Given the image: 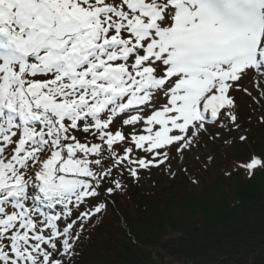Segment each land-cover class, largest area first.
I'll list each match as a JSON object with an SVG mask.
<instances>
[{
	"label": "snow or ice",
	"instance_id": "snow-or-ice-1",
	"mask_svg": "<svg viewBox=\"0 0 264 264\" xmlns=\"http://www.w3.org/2000/svg\"><path fill=\"white\" fill-rule=\"evenodd\" d=\"M255 76L264 0H0V264H71L120 177L235 125Z\"/></svg>",
	"mask_w": 264,
	"mask_h": 264
},
{
	"label": "trees",
	"instance_id": "trees-1",
	"mask_svg": "<svg viewBox=\"0 0 264 264\" xmlns=\"http://www.w3.org/2000/svg\"><path fill=\"white\" fill-rule=\"evenodd\" d=\"M235 109L238 121L248 112L247 104ZM261 136H251L255 158L262 161L251 174L242 166L254 157L238 139L209 164L171 179L159 197L139 195L123 181L126 190L117 203L104 197V213L81 229L71 264H264ZM122 198L135 206L136 217L122 212Z\"/></svg>",
	"mask_w": 264,
	"mask_h": 264
},
{
	"label": "rangeland",
	"instance_id": "rangeland-1",
	"mask_svg": "<svg viewBox=\"0 0 264 264\" xmlns=\"http://www.w3.org/2000/svg\"><path fill=\"white\" fill-rule=\"evenodd\" d=\"M233 87L238 90H230L229 92V96L234 101L232 114L236 117L235 108L241 104H247L248 106L247 114H244L239 121L236 118L234 129L221 127L222 130H224V133L221 132L214 135L211 132L220 127L208 125L206 126V132L201 134L198 143H194L192 150L183 154H173L169 151L170 159L167 167L162 166V169L160 170H150L148 173H141V179L135 184L132 180H125L124 177L121 176V183L123 184V181H129L139 195L150 194L159 197L163 191L169 188L167 184H169L171 179L173 180V178L178 177L181 178L182 174L193 172L196 167L209 164V162L212 161L211 158H216L219 153L224 152V150L231 145L232 141L241 139V136L245 137L243 144L249 148V155H252V157L259 155L255 149H253L251 136L254 132L261 131V138L264 140V81H262L259 76H255L252 78H245L242 81L235 83ZM121 131H127V129H121ZM74 133L75 132H73V135H75ZM77 138L80 139L81 142H85L86 140L82 139V136H77ZM128 146L129 145L127 144L125 145V147ZM121 154H123L122 150ZM133 154L138 158L141 155L135 152V150ZM144 158L147 159L146 156ZM123 192L114 193L111 198L117 203L116 196L123 195ZM100 202L101 201H97V203ZM121 202L124 209L122 212L127 218H134L137 216V210L132 203H128L126 199L123 198ZM122 218L125 219L124 216Z\"/></svg>",
	"mask_w": 264,
	"mask_h": 264
}]
</instances>
